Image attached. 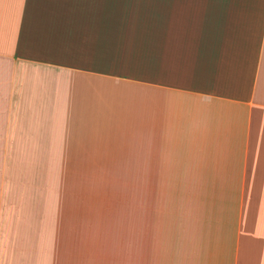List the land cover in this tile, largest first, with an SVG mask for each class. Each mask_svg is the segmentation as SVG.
I'll return each mask as SVG.
<instances>
[{
    "label": "crops",
    "instance_id": "0c3cea01",
    "mask_svg": "<svg viewBox=\"0 0 264 264\" xmlns=\"http://www.w3.org/2000/svg\"><path fill=\"white\" fill-rule=\"evenodd\" d=\"M66 161L136 176L135 247ZM0 264H264V0H0Z\"/></svg>",
    "mask_w": 264,
    "mask_h": 264
},
{
    "label": "rangeland",
    "instance_id": "374dc122",
    "mask_svg": "<svg viewBox=\"0 0 264 264\" xmlns=\"http://www.w3.org/2000/svg\"><path fill=\"white\" fill-rule=\"evenodd\" d=\"M94 163L96 170L90 162H64L65 208L74 200L82 216L92 218L91 247H135L136 176L115 174L121 172L113 169L116 162Z\"/></svg>",
    "mask_w": 264,
    "mask_h": 264
}]
</instances>
